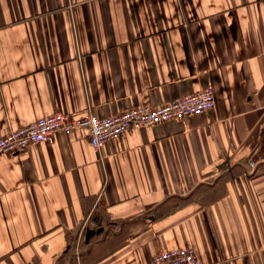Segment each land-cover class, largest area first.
I'll return each instance as SVG.
<instances>
[{
  "label": "crops",
  "instance_id": "0c3cea01",
  "mask_svg": "<svg viewBox=\"0 0 264 264\" xmlns=\"http://www.w3.org/2000/svg\"><path fill=\"white\" fill-rule=\"evenodd\" d=\"M211 87L213 109L0 157V264H264V0H0V137ZM94 231L93 234L90 232Z\"/></svg>",
  "mask_w": 264,
  "mask_h": 264
},
{
  "label": "built area",
  "instance_id": "2783aa9c",
  "mask_svg": "<svg viewBox=\"0 0 264 264\" xmlns=\"http://www.w3.org/2000/svg\"><path fill=\"white\" fill-rule=\"evenodd\" d=\"M214 94L213 88L207 87L161 106H139L105 117L90 112L77 116L58 111L20 128H13L0 137V157L19 154L33 143L46 142L58 132L71 133L81 128L88 130L92 146L99 151L107 141L121 136L126 130L156 126L207 112L216 105ZM195 251L192 247L162 251L152 257V264H202Z\"/></svg>",
  "mask_w": 264,
  "mask_h": 264
},
{
  "label": "water",
  "instance_id": "95a60500",
  "mask_svg": "<svg viewBox=\"0 0 264 264\" xmlns=\"http://www.w3.org/2000/svg\"><path fill=\"white\" fill-rule=\"evenodd\" d=\"M93 233H94V231L91 230L90 234H93Z\"/></svg>",
  "mask_w": 264,
  "mask_h": 264
}]
</instances>
